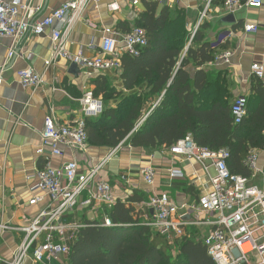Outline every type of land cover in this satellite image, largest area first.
Returning a JSON list of instances; mask_svg holds the SVG:
<instances>
[{
	"label": "crops",
	"instance_id": "1",
	"mask_svg": "<svg viewBox=\"0 0 264 264\" xmlns=\"http://www.w3.org/2000/svg\"><path fill=\"white\" fill-rule=\"evenodd\" d=\"M3 1L11 4L14 0ZM29 1L38 8L35 19H41L72 0H23ZM208 1L162 0L158 2L159 12L164 7L169 8L173 16L185 12L187 29L195 33ZM145 2L135 7L127 0H97L90 3L72 26L68 50L72 54L82 50L87 58L97 56L105 36L104 30L111 28L124 33L118 29L123 24L134 28L139 16L146 10ZM224 2L212 0L203 22L207 26L204 33L206 42L213 47H220L217 57L226 52H231L232 57L229 64L215 61L203 69L213 82L220 81L223 84L234 104L239 96L250 98L253 95V85L257 79L253 76L252 66L260 64L264 67V0L260 9L244 8L234 14L225 10ZM230 15L235 16L234 23L228 22ZM65 26L64 23L58 25L60 28ZM246 26H255L258 31L247 33ZM11 43L8 38L0 42V68L8 60ZM225 45L227 48L222 47ZM51 54L52 41L49 35H30L17 44L16 54L8 66L2 71L0 69V224L13 228L6 231L0 229V259L5 262L13 259L25 238L23 232L16 228L27 226L49 206L48 194L35 189L37 174L48 163L59 168L73 160L79 163L81 170L88 171L115 150L89 145L87 153L64 150L65 154L61 158L51 157L46 150L43 154L39 153L46 118L52 114L59 125L75 124L82 118L80 100L86 92L95 89L99 76L106 77L118 91H124L121 73L115 71L95 72L87 77L82 70L64 59L56 61L48 70L46 62ZM30 66L38 74L44 75L42 87L36 90L24 89L19 82L18 72ZM194 71L192 68L191 72ZM261 82L264 83V79ZM156 103L147 107L144 116L151 113ZM148 166H153L157 172L153 186L147 185L142 176V171ZM259 167L264 170V150L259 151ZM172 170L182 171L184 178L172 179ZM195 172L202 181L196 182ZM99 177L112 185L116 200L124 202L136 194L143 196L146 202L135 205L143 214L147 210L146 203L155 193H168L179 205L191 204L199 200L203 187L208 184L201 165H191L172 155L167 148L134 149L128 142L117 148ZM34 198H41L42 201L31 205ZM84 200L85 196H82L72 213L65 218L66 221L72 224L103 222L106 208L98 204L86 208L81 204ZM148 213L143 217L145 222L152 215ZM187 233L190 235L188 237L199 240L197 230H188ZM26 264H34L32 258ZM44 264H68V258L45 261Z\"/></svg>",
	"mask_w": 264,
	"mask_h": 264
},
{
	"label": "built area",
	"instance_id": "2",
	"mask_svg": "<svg viewBox=\"0 0 264 264\" xmlns=\"http://www.w3.org/2000/svg\"><path fill=\"white\" fill-rule=\"evenodd\" d=\"M95 1L97 0H72L50 15L35 19L38 8L33 6L32 1L14 0L7 4L0 0V42L4 38L12 42L8 60L0 68L1 71L15 56L17 44L21 40L30 35L38 37L49 35L52 41V54L46 62L48 70L56 61L64 59L82 70L87 77H91L95 72L121 73V58L124 55L139 56L141 50L148 44L142 28H134L130 33H119L106 28L100 53L93 58L85 57L82 50L72 54L67 48L73 24L89 4ZM127 1L135 7L142 1L162 0ZM211 4L212 0H209L201 14L198 29L207 17ZM224 7L229 14H234L244 8L260 9L263 7V0H247L244 3L240 0H225ZM62 23L66 26L58 27ZM245 30L247 33H255L258 28L246 26ZM231 57L232 53L226 52L217 57L216 62L229 64ZM252 72L257 80L263 81L262 65H253ZM18 78L24 89L36 90L44 83V75L38 74L31 66L19 71ZM80 103L82 118L75 124L59 125L52 114L46 118L41 132L40 154L46 150L50 152L51 157L61 158L65 154L64 150L87 153L89 142L85 119L100 116L104 111V104L102 100L94 97L92 91L86 92ZM247 106V96H239L234 102L232 114L236 125L243 122ZM148 115L149 113L143 117L138 127ZM169 151L191 165H201L208 184L203 187L199 200L191 204L179 205L168 193L153 194L146 203L147 210L153 213L145 225L172 243L190 236L188 230H197L199 240L203 241L216 264H264V170L259 167V151H252L246 159L245 164L252 172L249 179L230 173L229 151L213 152L200 148L191 136L169 148ZM116 152L117 148L88 171L81 170L76 160L67 162L59 168L48 163L37 174L38 184L35 189L48 194L49 206L27 226L16 228L25 235L24 241L11 261L5 262L0 259V262L26 264L32 258L34 264H44L45 261L68 258L71 254V244L77 239L78 233L87 227L86 224H72L65 219L72 213L79 199L85 196L81 204L86 208L98 204L110 209L116 202L112 185L99 177L102 168ZM194 174L196 182L202 181L197 172ZM142 176L147 185L153 186L157 176L156 169L148 166L142 171ZM259 176L261 184L253 183ZM170 177L184 178V175L182 171L172 170ZM41 201V198H34L30 203L34 205ZM101 225L113 226L107 214ZM0 229L6 231L13 228L0 224Z\"/></svg>",
	"mask_w": 264,
	"mask_h": 264
},
{
	"label": "trees",
	"instance_id": "3",
	"mask_svg": "<svg viewBox=\"0 0 264 264\" xmlns=\"http://www.w3.org/2000/svg\"><path fill=\"white\" fill-rule=\"evenodd\" d=\"M145 7L134 28L145 31L148 44L139 56L121 58L124 91L112 87L104 76L91 90L102 100L104 111L85 119L89 145L116 149L126 141L134 149H169L191 136L200 148L229 151L230 173L251 178L246 159L252 151L264 150V83L254 82L247 114L236 125L231 94L203 69L216 61L220 48L206 42L207 26L190 33L185 12L173 16L167 7L159 12L158 2H145ZM118 29L132 31L126 24ZM116 99L120 102L115 107L107 105ZM159 99L138 127L147 107ZM145 202L138 194L124 202L116 200L106 209L112 227L85 223L71 244L68 264H216L202 240L185 237L172 243L146 226L143 217L149 211L143 214L135 206Z\"/></svg>",
	"mask_w": 264,
	"mask_h": 264
},
{
	"label": "rangeland",
	"instance_id": "4",
	"mask_svg": "<svg viewBox=\"0 0 264 264\" xmlns=\"http://www.w3.org/2000/svg\"><path fill=\"white\" fill-rule=\"evenodd\" d=\"M116 100H117V101H116ZM116 100H112V101H110L109 104H107V105H108V106L117 105V104L120 102V99H116ZM253 183L261 184V178H260V176H259L258 179H257L256 181H254ZM173 254H174V256L177 255V251H176V249H174Z\"/></svg>",
	"mask_w": 264,
	"mask_h": 264
},
{
	"label": "water",
	"instance_id": "5",
	"mask_svg": "<svg viewBox=\"0 0 264 264\" xmlns=\"http://www.w3.org/2000/svg\"><path fill=\"white\" fill-rule=\"evenodd\" d=\"M227 20L230 23H234L236 21L235 16H233V15L228 16ZM73 66H75V65H73ZM151 213H153V211H151Z\"/></svg>",
	"mask_w": 264,
	"mask_h": 264
}]
</instances>
